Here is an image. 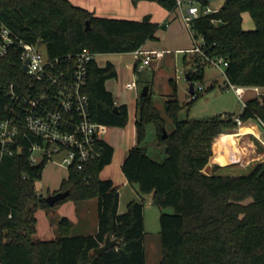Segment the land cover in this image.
Wrapping results in <instances>:
<instances>
[{
    "label": "trees",
    "instance_id": "16d2710c",
    "mask_svg": "<svg viewBox=\"0 0 264 264\" xmlns=\"http://www.w3.org/2000/svg\"><path fill=\"white\" fill-rule=\"evenodd\" d=\"M156 1L169 10L175 6V0ZM244 11H249L254 28H243ZM0 23L27 41H40L50 56L83 48L94 53L133 51L155 38L156 30L165 25L151 20L149 14L141 19L100 16L70 0H0ZM192 28L203 43L201 51H190L189 57H183L189 82L194 84L203 78L206 61L222 56L227 61V83L264 87V0H223L218 10L194 18ZM116 74L111 61L100 66L93 59L85 89L92 119L104 125L124 126L127 105L119 104L114 109L113 94L105 86V81ZM24 79L14 52L0 58L2 86ZM169 80L172 92L164 108L173 119V128L162 137L164 119L152 103L149 88L146 95L139 92L136 142L121 164L127 181L136 184L141 194H150L152 204L172 208L170 212L161 210L158 216V264H264V160L245 173H219L217 164L206 173L203 168L212 154L214 137L235 129V117L218 114L179 118L182 105L173 78ZM195 98L190 97L188 103ZM6 100L0 88V115ZM263 100L264 95L246 99L237 116L264 125ZM149 120L155 122L157 142L164 146L161 160L152 158L140 145L145 136L144 123ZM21 144L20 152L0 159V264H145L142 199L129 200L126 209L119 211L118 187L111 178L99 176L111 161V144L100 139L99 155L82 168L69 166L54 190L69 189V194L54 205L67 199L97 198L95 233L72 234L71 222L63 216L57 235L49 239L33 237L37 209L54 206L34 188L48 159L32 163L29 141L22 140ZM106 235L116 238L117 243L95 253L94 248Z\"/></svg>",
    "mask_w": 264,
    "mask_h": 264
},
{
    "label": "built area",
    "instance_id": "2783aa9c",
    "mask_svg": "<svg viewBox=\"0 0 264 264\" xmlns=\"http://www.w3.org/2000/svg\"><path fill=\"white\" fill-rule=\"evenodd\" d=\"M219 6L212 7L200 0H175L174 8L178 10L193 39L189 51H201L203 43L201 37L197 40L194 35L192 20L218 10ZM212 21L216 22L215 19ZM41 44L40 41L25 40L0 23V58L14 52L25 74V79L20 83L0 84L7 96L0 115V159L3 155L20 152L22 140H28L29 159L32 163H36L33 151L39 149L42 158L50 159L56 153L61 156L57 161L60 165L82 168L86 161L99 155L97 143L101 139L100 128L104 125L90 116L89 96L85 89L89 66L95 53L89 48H83L74 53L50 56L46 51L41 52ZM132 52L135 59L134 76L126 82V87L136 89L137 74L160 51L139 47ZM210 60L224 72L227 61L222 56ZM23 64L27 65L26 70L22 68ZM184 73L183 68L176 67L173 79ZM226 86L231 87L242 99L246 86L225 82ZM250 87L256 95H264V87ZM202 88L201 83H194L192 91H188L189 96L196 97ZM245 104L246 100L243 99L242 106ZM235 120L237 126L243 123L238 116H235ZM261 126L264 130V125ZM257 138L264 146V136L257 135Z\"/></svg>",
    "mask_w": 264,
    "mask_h": 264
},
{
    "label": "rangeland",
    "instance_id": "374dc122",
    "mask_svg": "<svg viewBox=\"0 0 264 264\" xmlns=\"http://www.w3.org/2000/svg\"><path fill=\"white\" fill-rule=\"evenodd\" d=\"M77 5H83L86 3L93 2L94 0H70ZM222 0H210L208 4L212 7L220 5ZM242 26L246 29L254 28V22L250 16L249 11H244L242 13ZM187 34L188 40L193 46V39L188 31L187 27L184 25ZM199 40V37L196 38ZM41 52L45 53L46 48L44 44L40 45ZM183 51L175 52L173 49L171 52L165 54V59L162 62L158 61V64H154L152 60L149 65L143 69L141 77L138 80V89L141 91L142 87L145 84L150 86V95L153 105L157 107L159 113L164 119L165 130H171L173 128V119L169 116L164 108L165 99L170 97L172 92V84L170 83L169 78L174 77V71L176 67L186 68L183 61ZM191 52L186 53V57H189ZM95 58L98 62L103 63L102 56L95 55ZM204 74L201 80L194 81V83H201L203 88L199 90V95L189 104V80L185 77V73L177 79H173L176 86V95L181 103V108L178 111L179 118L192 117V118H205L218 114L224 116L231 115L232 117L237 116L243 106L242 100H246L247 97L253 92L248 89L243 94L242 99L238 97L235 91L229 87H224L226 82V76L222 71V68L212 62L211 60L206 61L203 64ZM112 79L108 80L107 84L112 86ZM213 84V85H212ZM210 85H212L210 87ZM210 87V88H209ZM138 117V113H137ZM260 126L261 123L257 121ZM133 117L131 116L127 123L124 125L125 129H132ZM262 127V126H261ZM145 136L141 140L140 145L146 148L147 153L157 160H161L165 156L164 146L159 144L158 136L155 130V122L152 120L146 121L144 123ZM102 129V128H101ZM236 130L232 129L231 131ZM216 139V137H214ZM214 140V139H213ZM261 145V143L259 142ZM262 146V145H261ZM264 149V146H262ZM33 156L36 157V162L41 161L42 155L39 149L33 151ZM61 159L59 154L53 153L52 157L48 159L44 165L41 178L34 181V188L36 192L43 193L44 196L48 195L51 192H48V189L55 184V182H61L62 178L67 173V168L60 165L57 161ZM218 170V171H217ZM216 172L219 173H245L250 170V167L246 168H226V169H217ZM132 184L122 189V200L119 206L121 211H124L127 206L128 199H142L143 201V213L145 215L144 219V229H145V264H158L161 257V244L159 241V221L158 216L161 210L170 212L172 208L170 206L160 208L155 204H152L150 201L149 194H141L135 188H132ZM135 185V184H133ZM48 192V193H47ZM143 197V198H142ZM89 199V198H88ZM87 200V199H86ZM97 198L92 201H74L72 199H67L56 205L50 207L46 210L43 208L37 209L36 215V231L33 234V237L40 238H49L53 231L58 232V223L53 225V218L67 214L74 218L76 215L81 216V213L85 214L84 223L86 227L78 229L82 225V221L78 222L71 226L70 232H79L86 231L92 232L96 227L98 209H97ZM83 207H85L83 209ZM86 218V219H85ZM50 222H52L50 224ZM94 225V227H93Z\"/></svg>",
    "mask_w": 264,
    "mask_h": 264
},
{
    "label": "crops",
    "instance_id": "0c3cea01",
    "mask_svg": "<svg viewBox=\"0 0 264 264\" xmlns=\"http://www.w3.org/2000/svg\"><path fill=\"white\" fill-rule=\"evenodd\" d=\"M84 5L85 6L83 5L81 6L93 11L95 14L100 16L141 19L145 14H149L151 20L156 21L158 23H164L165 25L163 27H159L156 30L155 38L147 39L141 45V48L143 49H156L160 51L157 57L152 60L154 64H158V61L159 62L164 61L165 54L171 52L172 49L175 52L183 51L184 53L182 58L184 57V55H186V53L190 52L189 49L192 46L188 40L187 31L184 27V23L181 18V15L179 14L178 10L175 8L169 10L156 0H94L93 2L87 4L85 3ZM95 55L102 56L103 63L98 62V60L94 57V60L100 66L104 65L106 61H111L114 64L117 74L115 77L108 78L105 81V86L108 90L112 92L115 104L119 105L124 103L127 105L128 120L130 119L131 116L133 117V124L131 130L125 129V126H112V125H102L101 127L102 129L100 128L101 139L111 144L114 150L111 161L103 166V168L99 172V176L101 178H111L113 184L118 187V191H119L118 209H119L122 200V189L128 186V184H132L131 185L132 188L138 190L136 184L133 185L134 183H130L127 181L126 177L124 176L121 170L122 161L129 147L136 142L135 120L137 117V97L139 94V89L138 86L136 89H130L126 87V82L131 80L134 76L135 59L132 51L102 52V53H95ZM142 71L137 74V85H138V80L141 77ZM110 79L113 80L112 86H109L107 84L108 80ZM147 85L150 90L149 84ZM248 89L252 90L253 92L247 97V99L257 96L256 92L250 86H246L244 93ZM242 125L251 126V130L246 133L239 134L237 145L240 148V150H242L243 152L240 158L232 159V156H227L225 159L215 160L213 155H214V148L216 141L214 144V148L212 141L211 144L212 154L209 158V161L212 164L211 169L216 164L218 165V167L215 170L226 169V168H237V167L251 168L255 163L264 160V149L259 144V140L257 138V135L264 136L263 128L255 120L243 121V123L240 126ZM240 126H237L236 130L233 131L224 130L221 132H236L238 131ZM59 186H60V182H55V184H53V186L48 189V192L56 190ZM95 198L96 197L89 198L87 200L83 199V200L89 202L94 200ZM129 200H131V198L127 200V203ZM84 208L85 207H83V209ZM119 211L121 210L119 209ZM63 216H66L70 220L71 226H73L74 224H77L78 222L84 220V217L86 215L81 213V216L76 215L74 218H72L67 214H63L61 217ZM60 219L61 218L57 216L53 218V220L51 221L53 222V225H55L60 221ZM144 219H145V215L143 213V222ZM52 222H50V224ZM97 223H98V217H97L96 227L92 232H86L81 230L79 232H71V233L72 234L95 233L97 229ZM86 224L87 223H84V221H82V225H80L78 229L86 227ZM56 235L57 233L53 231L51 237L49 238H54ZM36 238H40V237H36ZM49 238H41V239H49Z\"/></svg>",
    "mask_w": 264,
    "mask_h": 264
},
{
    "label": "bare ground",
    "instance_id": "6f19581e",
    "mask_svg": "<svg viewBox=\"0 0 264 264\" xmlns=\"http://www.w3.org/2000/svg\"><path fill=\"white\" fill-rule=\"evenodd\" d=\"M251 130V126L242 125L236 132H220L216 135V144L214 148V158L225 159L232 156V159L240 158L243 153L237 145L240 133H246Z\"/></svg>",
    "mask_w": 264,
    "mask_h": 264
},
{
    "label": "water",
    "instance_id": "95a60500",
    "mask_svg": "<svg viewBox=\"0 0 264 264\" xmlns=\"http://www.w3.org/2000/svg\"><path fill=\"white\" fill-rule=\"evenodd\" d=\"M207 1H210V0H207ZM22 68H23L24 70H26V69H27V65H26V64H23ZM185 77H186V76H185ZM148 88H149L148 85L145 84V85L142 87V89H141V94H142V95H146V94L148 93ZM192 89H193V83L190 82V83H189V92H191ZM117 108H118V105L115 104V105H114V109H117ZM165 135H166V130H165V128H162V137H165ZM211 166H212L211 162L208 161V162L206 163V165L204 166L203 170H204L206 173H209V172L211 171ZM68 194H69V189H68V188H67V189H64V190H57V191L51 192V193H49L48 195H46V196H45V200H46V202H47L49 205H54L57 201L63 199V198L66 197ZM116 243H117V239H116V238H111L109 235H106V237H105V239H104V242H103L100 246L94 248L93 251H94L95 253H100V252H102V251L108 249L110 246L115 245Z\"/></svg>",
    "mask_w": 264,
    "mask_h": 264
}]
</instances>
